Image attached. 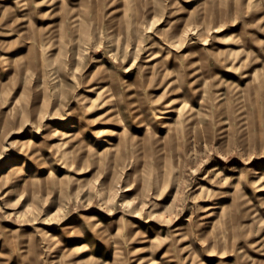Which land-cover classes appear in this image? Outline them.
<instances>
[{
    "label": "rangeland",
    "instance_id": "1",
    "mask_svg": "<svg viewBox=\"0 0 264 264\" xmlns=\"http://www.w3.org/2000/svg\"><path fill=\"white\" fill-rule=\"evenodd\" d=\"M0 264H264V0H0Z\"/></svg>",
    "mask_w": 264,
    "mask_h": 264
},
{
    "label": "bare ground",
    "instance_id": "2",
    "mask_svg": "<svg viewBox=\"0 0 264 264\" xmlns=\"http://www.w3.org/2000/svg\"><path fill=\"white\" fill-rule=\"evenodd\" d=\"M28 142H30V141H28ZM22 145H23V146H28V145H27V141H26L25 143H22ZM28 147H29V146H28Z\"/></svg>",
    "mask_w": 264,
    "mask_h": 264
}]
</instances>
